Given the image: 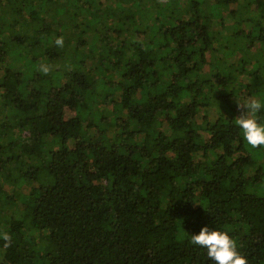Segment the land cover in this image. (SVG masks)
<instances>
[{"label": "trees", "instance_id": "obj_1", "mask_svg": "<svg viewBox=\"0 0 264 264\" xmlns=\"http://www.w3.org/2000/svg\"><path fill=\"white\" fill-rule=\"evenodd\" d=\"M252 99L264 0H0V264H264Z\"/></svg>", "mask_w": 264, "mask_h": 264}, {"label": "clouds", "instance_id": "obj_2", "mask_svg": "<svg viewBox=\"0 0 264 264\" xmlns=\"http://www.w3.org/2000/svg\"><path fill=\"white\" fill-rule=\"evenodd\" d=\"M55 45L64 46V37L55 39ZM40 71L48 75L51 71L48 65H41ZM242 115L236 118L235 124L242 130L243 138L252 148L264 146V124L259 122L258 113L264 110V105L258 100L252 99L246 104H240ZM246 109V111H244ZM12 236L8 232L0 233V240L5 247L12 246ZM190 243L207 249V256L215 264H248L247 259L237 250L236 241L227 231L212 230L203 227L199 234L191 235Z\"/></svg>", "mask_w": 264, "mask_h": 264}, {"label": "rangeland", "instance_id": "obj_3", "mask_svg": "<svg viewBox=\"0 0 264 264\" xmlns=\"http://www.w3.org/2000/svg\"><path fill=\"white\" fill-rule=\"evenodd\" d=\"M253 153H255V157L258 156L260 153H264V146H262L260 148L253 149ZM259 187H261V189L264 190V172H263L262 179L259 183ZM6 191L9 192L8 187L6 188ZM18 191H21V190H18ZM22 195H23V193L20 194V196H22ZM20 202H21L20 200H17V203H20ZM9 212H10V214L16 215V216L21 215V213H22L20 209H18L17 207H13V206L10 208ZM36 241H38L37 248H39V246H41L43 244V242L41 243L40 240H36Z\"/></svg>", "mask_w": 264, "mask_h": 264}]
</instances>
